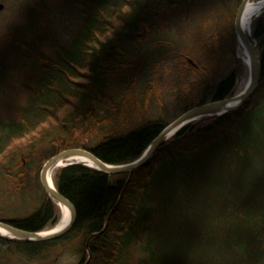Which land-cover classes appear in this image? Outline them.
<instances>
[{
	"label": "trees",
	"instance_id": "1",
	"mask_svg": "<svg viewBox=\"0 0 264 264\" xmlns=\"http://www.w3.org/2000/svg\"><path fill=\"white\" fill-rule=\"evenodd\" d=\"M118 2L114 7V0H91L70 46L57 49L59 58L54 61L40 54L22 120L4 122L0 116V165L4 162L0 179L15 165L23 177L19 190L31 183L38 189L36 205L28 213L1 215L0 221L41 231L52 226L59 214L37 171L16 160L22 148L15 153L14 140L43 127L49 142L43 160L80 147L106 163H127L138 158L168 124L171 116L167 117L166 108L174 107L173 115L179 116L196 105L233 96V71L222 76L214 59L227 58L223 42L227 51L228 45L233 49L226 39L235 37L240 0ZM162 11L169 12L168 23L176 29L180 19H197L198 27L192 24L197 32H188L205 38L193 51L198 66L210 71L198 74L184 58L190 53L186 46L170 38L166 42L176 49V55L169 56L173 64L166 57L170 46L160 40L156 42L163 50L158 46L140 55L138 46ZM201 11L208 13L204 22ZM180 36L187 37L186 28ZM252 36L261 76L240 109L200 117L162 143L132 174L105 229L128 173L108 174L83 163L60 167L53 181L76 209L73 225L60 237L45 241L0 235V264L12 260L58 264L62 251L76 253L74 264H128L129 248L137 243L146 254L138 264H264V10L253 22ZM167 76L181 78L183 87L157 110L153 102L161 98ZM35 153L27 155L33 160Z\"/></svg>",
	"mask_w": 264,
	"mask_h": 264
},
{
	"label": "rangeland",
	"instance_id": "2",
	"mask_svg": "<svg viewBox=\"0 0 264 264\" xmlns=\"http://www.w3.org/2000/svg\"><path fill=\"white\" fill-rule=\"evenodd\" d=\"M0 1L4 5L3 9L0 10V71L3 76L2 80H0V116L4 122H18L23 118L22 108L26 104V101L34 88L33 84L35 81L36 68L40 66V54L49 57L54 61L59 58L60 51L58 52V50H60V47L67 49L79 32L81 25L84 23V19L90 11L91 0ZM118 1L122 0H114V3L116 4L111 3V6L115 7L116 5V7H118L117 4L120 3ZM248 1L250 3H254L260 0ZM121 8L126 12L127 8L124 6V2ZM203 10H206V8ZM180 13L179 8L176 11L177 15L175 20H177ZM201 13L203 18L202 21L204 22V17L207 19L208 13H204L203 11H201ZM160 15V18H156L154 20V26L148 33H146V35H144V38L140 42L138 46L140 48V55H145L148 51H151V49L158 48V46L160 50H163V47H160L162 43L159 42L158 44V42H156L157 40H160L163 44L170 46L171 49L166 51V57L168 59V63L173 64L175 61H173L169 56L172 55V57H174L176 55V49L172 42H166L169 41L168 39L170 38L171 40L174 39V44L183 43L186 46V52L190 53L184 58L187 59L188 57L194 61L196 66H193L196 68L195 70L198 71V74L210 71L209 69H202L200 65L198 66L197 63L199 57L196 55L197 51H193L195 45L205 43V38H197L195 35L192 37V35L188 32L189 29L194 30V33L197 32V30L192 26V24H194L198 27L197 19L194 21H192L190 17L189 19H180V21H177L180 27L176 29L170 22L168 23V18L171 16L168 11H162ZM259 15L252 20L250 29L245 32L246 35L249 36L250 41L255 46L256 50L257 44L252 36V26L254 20ZM111 21L114 23L120 22L119 19L115 18L111 19ZM215 23L218 24V22ZM183 28H186L187 31V37H184L185 39L180 36ZM166 32H170L172 37H168ZM175 32H178L179 34ZM233 34L235 37L231 38V40L229 38L226 39L228 43H231V47L233 48L232 50L228 45L229 50L227 51V42H223L222 44V46L224 45L225 47V55L227 58L224 56L215 57L214 61L216 63V67H220V73L222 76L225 72L229 73L230 71H233L232 74L235 79L234 96L242 92L248 84L250 78V67L248 62H246L243 58L242 49L240 48L241 44L239 45L236 33L234 32ZM164 78L165 80L162 81L163 85L160 87L161 98L158 96V100H154L153 102L154 106L158 108H155L157 110H159V104H166L167 101L171 99L172 93L175 89H181V87H183L181 78H177V81L170 79L168 76ZM152 109L154 110V108ZM173 109L174 107L165 109L167 117L171 116L168 123L178 117V114L173 115ZM78 132L79 131H77V133ZM45 134L46 128L42 127L38 132L36 131L32 133L23 140H14V144L16 143V146L13 149L15 153L19 150V146L22 148L18 155L15 156L16 160H24L25 165H31V169L37 171L35 173L38 174L39 180L40 170L46 161L43 160L42 153H45V151L49 148V142L45 137ZM43 137H45L44 140H42ZM30 150L34 152L36 151V155L32 156L34 158L33 160L27 155L28 152H31ZM3 164L4 162L1 163L2 166ZM60 167L62 166L59 165L52 170V179L55 171ZM18 170L19 169H17L14 165L10 171L4 170L3 176L0 179V216L6 215L8 217H12L23 215L28 213L30 207L33 208L36 205L34 197L37 194L36 192H38L37 187H35V184L33 185V183H31L29 186L26 185V188L23 191H20L19 178L23 177L19 176ZM31 181L33 182V178ZM57 205L59 210L57 221L52 226L41 230V232L53 230L59 224L62 216V210L61 206L59 204ZM138 245L139 244L137 243L130 246L128 264H138L141 258L146 257V254L140 250ZM61 249L62 248H60V250ZM76 260V253L73 254V252L70 253V251H62L58 264H74ZM8 264L18 263L12 260L8 261ZM43 264H49V262L45 261Z\"/></svg>",
	"mask_w": 264,
	"mask_h": 264
},
{
	"label": "water",
	"instance_id": "3",
	"mask_svg": "<svg viewBox=\"0 0 264 264\" xmlns=\"http://www.w3.org/2000/svg\"><path fill=\"white\" fill-rule=\"evenodd\" d=\"M248 0H241L236 10V15L234 19V29L236 36L239 41H242L243 45H245L246 50L248 51V64L250 67V78L248 84L246 85L245 89L242 93H239L234 96L225 97L221 99H214L199 105H196L188 110L184 111L180 114L176 119L172 122L168 123L159 133L158 135L151 141L145 151L142 153L141 156L138 158L122 164H109L102 161L100 158L96 157L92 152L83 149V148H68L64 149L55 155L51 156L47 159L41 170H40V182L46 192V194L53 200L55 203L59 204L60 206L63 204L67 207L68 211L70 212L69 220L65 225L62 227H56L53 230L48 232H41V231H28L18 227H15L9 223L4 221H0V228L4 229L8 232V235L1 236H8L10 238L25 240V241H45L51 240L60 237L65 232H67L71 226L73 225L76 219V209L72 202L63 196L56 188L55 183L52 179L51 171L61 165L66 166L72 163H84L88 166L94 167L98 170H101L108 174L113 173H120V172H127V179L125 181V185L119 195L117 202L115 203L114 207L111 209L110 213L108 214L107 220L104 224L103 229H105L109 223L110 215L115 210L121 196L123 194V190L126 187L128 181L130 180L132 174L135 170H137L142 165L146 164L153 156L155 150L166 140L170 137L175 135L179 132L185 125L188 123L203 117V116H220L225 113L236 111L240 109L244 103L249 99V96L253 93L256 89L260 76H261V64L259 60V56L255 46L251 43L250 38L246 35L245 31H243L241 27V20L243 10L248 3ZM4 5L0 1V10L3 9ZM264 8L256 14L259 15ZM254 16L253 19L256 17ZM188 61L195 65V63L188 58ZM196 66V65H195ZM91 163H87L86 161ZM51 181V182H50ZM53 182V185H52ZM102 232V230L100 231ZM94 234V233H93ZM92 234V235H93ZM91 252L89 251V256ZM89 259V257H88Z\"/></svg>",
	"mask_w": 264,
	"mask_h": 264
},
{
	"label": "bare ground",
	"instance_id": "4",
	"mask_svg": "<svg viewBox=\"0 0 264 264\" xmlns=\"http://www.w3.org/2000/svg\"><path fill=\"white\" fill-rule=\"evenodd\" d=\"M264 8V0H260L258 2L250 3L248 2L243 10L242 14V20H241V27L243 31L247 32L248 29H250L251 22L253 20V17L256 16L262 9ZM241 44V49H242V55L243 58L245 59L246 62H248V51L246 50L245 45H243L242 41H239V45ZM242 93V92H240ZM83 160V159H82ZM86 161V160H83ZM87 163H91L89 161H86ZM52 172V171H51ZM51 175V174H50ZM51 182V181H50ZM53 185V182H52ZM61 210H62V216L59 221V224L57 227H62L67 223L69 220L70 212L68 211L67 207L65 205H61ZM0 233L2 235H8V232L5 231L4 229L0 228Z\"/></svg>",
	"mask_w": 264,
	"mask_h": 264
}]
</instances>
